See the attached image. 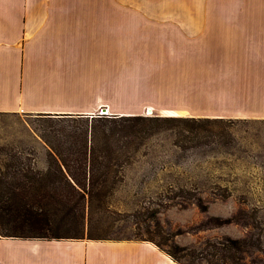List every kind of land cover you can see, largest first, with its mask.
<instances>
[{
  "label": "rangeland",
  "instance_id": "obj_1",
  "mask_svg": "<svg viewBox=\"0 0 264 264\" xmlns=\"http://www.w3.org/2000/svg\"><path fill=\"white\" fill-rule=\"evenodd\" d=\"M134 20L116 16V23L132 25ZM116 47L112 63L107 64L110 80L104 83L103 79L81 75L78 88L73 86V97L78 93L73 107L83 109L97 99L105 106L89 117L105 116L102 121L136 114L165 117L169 116L163 113L166 108L200 114L178 116L217 118L206 116L214 113L207 108L213 102H198V93L187 87L182 93L183 87L177 83L183 82V72L168 65L174 52L170 42L155 49L146 42L147 49L138 48L135 42ZM89 65L96 69L104 66ZM63 90L66 93L65 86ZM204 105L207 107H200ZM104 107L110 112L104 114ZM51 116L0 112V147H12L35 171L44 173L49 166L44 137L60 129L50 125H85L88 119L83 114L73 119L63 114ZM262 120L224 118L222 122L177 126L145 122L146 133L142 131L133 141L129 162L107 197V207L117 219L105 223L101 235L137 240L141 235L148 237L150 229L155 240L165 243L163 249L178 253L182 264H264ZM106 123L110 125V121ZM102 216L100 210L95 214L94 227ZM236 241L237 250L230 247L237 245Z\"/></svg>",
  "mask_w": 264,
  "mask_h": 264
},
{
  "label": "crops",
  "instance_id": "obj_2",
  "mask_svg": "<svg viewBox=\"0 0 264 264\" xmlns=\"http://www.w3.org/2000/svg\"><path fill=\"white\" fill-rule=\"evenodd\" d=\"M166 41L182 93L213 102L201 115L264 119V0H0V112L93 114L97 99L73 107L81 75L105 83L116 46ZM0 264L180 263L148 240L0 236Z\"/></svg>",
  "mask_w": 264,
  "mask_h": 264
},
{
  "label": "trees",
  "instance_id": "obj_3",
  "mask_svg": "<svg viewBox=\"0 0 264 264\" xmlns=\"http://www.w3.org/2000/svg\"><path fill=\"white\" fill-rule=\"evenodd\" d=\"M40 115L53 118L54 114ZM64 116L74 118L72 114L64 113ZM84 118L89 119L85 125H50L51 129H60L44 137L49 162L44 173L35 171L12 147H0V236L47 240L110 239L101 235L104 224L117 219L115 212L107 207V197L112 194L120 170L129 162L135 145L133 141L141 137L142 131L146 133L143 124L154 120L177 126L224 119L142 117L137 114L107 117L110 120L106 121L100 119L105 116ZM115 122H119V126H112ZM98 209L107 218L102 216L94 227ZM147 232L148 237L141 235L137 240L151 241L182 264L176 251L163 249L165 243L155 240L150 229ZM236 244L230 247L240 249L237 241Z\"/></svg>",
  "mask_w": 264,
  "mask_h": 264
},
{
  "label": "bare ground",
  "instance_id": "obj_4",
  "mask_svg": "<svg viewBox=\"0 0 264 264\" xmlns=\"http://www.w3.org/2000/svg\"><path fill=\"white\" fill-rule=\"evenodd\" d=\"M104 110L106 109L107 110V113H109L110 112V109H107V108H103ZM152 110H153V108H151ZM151 112V111H150ZM163 113L165 114V115H172V116H178V115H182L184 112L183 111H179V110H177V111H174V110H172V109H163Z\"/></svg>",
  "mask_w": 264,
  "mask_h": 264
},
{
  "label": "water",
  "instance_id": "obj_5",
  "mask_svg": "<svg viewBox=\"0 0 264 264\" xmlns=\"http://www.w3.org/2000/svg\"><path fill=\"white\" fill-rule=\"evenodd\" d=\"M102 111H104V114H107V110L102 109ZM89 115H94V114H87L86 116L88 117Z\"/></svg>",
  "mask_w": 264,
  "mask_h": 264
},
{
  "label": "built area",
  "instance_id": "obj_6",
  "mask_svg": "<svg viewBox=\"0 0 264 264\" xmlns=\"http://www.w3.org/2000/svg\"><path fill=\"white\" fill-rule=\"evenodd\" d=\"M90 116H92V115H90Z\"/></svg>",
  "mask_w": 264,
  "mask_h": 264
}]
</instances>
